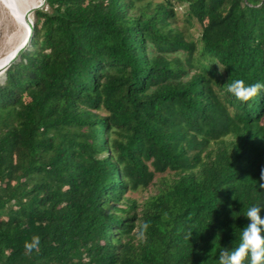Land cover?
Here are the masks:
<instances>
[{"label":"trees","instance_id":"1","mask_svg":"<svg viewBox=\"0 0 264 264\" xmlns=\"http://www.w3.org/2000/svg\"><path fill=\"white\" fill-rule=\"evenodd\" d=\"M34 19L0 81V264H219L264 207V91L226 90L264 83V0H46Z\"/></svg>","mask_w":264,"mask_h":264},{"label":"clouds","instance_id":"2","mask_svg":"<svg viewBox=\"0 0 264 264\" xmlns=\"http://www.w3.org/2000/svg\"><path fill=\"white\" fill-rule=\"evenodd\" d=\"M226 90L235 99L244 102L259 91H264V83L257 81L246 84L242 79H233L227 84ZM260 180L259 187L264 189V168H261ZM261 208L264 207L252 205L243 213L248 222L241 228L239 242L230 250L219 251L217 257L219 264H245V261L247 264H264V216L260 214ZM39 243V236L34 235L30 241L25 242L24 247L31 251Z\"/></svg>","mask_w":264,"mask_h":264},{"label":"bare ground","instance_id":"3","mask_svg":"<svg viewBox=\"0 0 264 264\" xmlns=\"http://www.w3.org/2000/svg\"><path fill=\"white\" fill-rule=\"evenodd\" d=\"M42 1L43 0H0V3L7 10L8 15L20 28V33L18 34L20 36L19 42L7 53L5 51V54L0 57V81L3 80L5 67L13 60L17 50L25 44L24 42L30 27V11L39 6Z\"/></svg>","mask_w":264,"mask_h":264},{"label":"rangeland","instance_id":"4","mask_svg":"<svg viewBox=\"0 0 264 264\" xmlns=\"http://www.w3.org/2000/svg\"><path fill=\"white\" fill-rule=\"evenodd\" d=\"M44 4L41 6L43 7ZM3 7V5L0 3V57H2L6 53L11 50L20 40V36L18 35L20 33V28L18 25L13 21V19L8 15L7 10ZM36 9H33L30 12L31 19L35 21L34 19V11ZM2 11V12H1ZM195 33V31H194ZM25 44L23 45V49H26L29 47V42L25 40ZM19 57V54L16 56L15 59ZM152 189L148 190H138L135 192L130 191L128 193L129 196L136 198L140 201H143L147 198V196L152 193Z\"/></svg>","mask_w":264,"mask_h":264},{"label":"water","instance_id":"5","mask_svg":"<svg viewBox=\"0 0 264 264\" xmlns=\"http://www.w3.org/2000/svg\"><path fill=\"white\" fill-rule=\"evenodd\" d=\"M45 2H46V0H43V1L41 2V4H40L39 6H37V7H35L34 9H38V8H40L43 4H45ZM32 10H33V9H32ZM32 10H31V11H32ZM31 11H30V12H31ZM33 23H34V21L31 19V20H30V27H29V29H28V34H27V37H26V41H27V42H29V41H30V38H31ZM22 49H23V46L17 50V52H16V54H15V57L13 58L12 61L15 60L16 56L22 51ZM12 61H10V63H11ZM10 63H9V64H10ZM9 64H8V65L5 67V69H4V76H3V79L5 78V75H6V74H5V71L7 70Z\"/></svg>","mask_w":264,"mask_h":264}]
</instances>
